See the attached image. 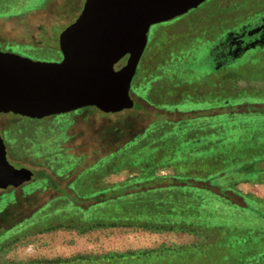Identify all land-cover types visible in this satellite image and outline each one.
I'll return each instance as SVG.
<instances>
[{
	"label": "rangeland",
	"instance_id": "rangeland-1",
	"mask_svg": "<svg viewBox=\"0 0 264 264\" xmlns=\"http://www.w3.org/2000/svg\"><path fill=\"white\" fill-rule=\"evenodd\" d=\"M85 1L0 0V51L59 62V36ZM258 26H264V0H207L150 27L131 83V109L107 114L87 107L42 120L0 115L9 162L35 172L20 188L0 189V213L9 210L17 223L0 233V264H264V116L229 117L233 104L235 112L264 104V30L247 35ZM192 111L203 113L187 120ZM249 165L263 171L243 175ZM147 170L160 177L186 172L180 178L211 186L223 172L242 196L235 201L251 202L244 209L208 204L201 201L204 191L182 187L127 200L132 215L206 232L157 233L94 227L73 207L87 208L92 200L59 195L80 188L96 195Z\"/></svg>",
	"mask_w": 264,
	"mask_h": 264
},
{
	"label": "water",
	"instance_id": "water-1",
	"mask_svg": "<svg viewBox=\"0 0 264 264\" xmlns=\"http://www.w3.org/2000/svg\"><path fill=\"white\" fill-rule=\"evenodd\" d=\"M205 1L86 0L77 20L59 36V62L0 51V115L42 120L87 107L107 114L131 109V83L150 27L180 17ZM125 58V64L116 69ZM33 176L32 170L9 162L0 135V189L19 188Z\"/></svg>",
	"mask_w": 264,
	"mask_h": 264
},
{
	"label": "trees",
	"instance_id": "trees-1",
	"mask_svg": "<svg viewBox=\"0 0 264 264\" xmlns=\"http://www.w3.org/2000/svg\"><path fill=\"white\" fill-rule=\"evenodd\" d=\"M231 108H232V112L230 113V116H229L231 118H235V115L237 113H241V114L255 113V114L264 116V104L257 105V106L252 105V104L248 106L241 105V106H238V109H236L238 112H235L233 110L235 108L234 104L231 105ZM218 111L219 109L215 111L213 114L216 115ZM220 111L226 112V108L223 107ZM201 113H203V111H192L190 113H185V114H190L187 120H191V119H197L196 115L201 114ZM206 123H208V121L206 122L205 120L203 123H201L200 125H196V126H203ZM156 126L157 124H155V127ZM250 159L252 158H249V160ZM261 159L264 160V158H261ZM261 159L254 158V160H251V161H257ZM257 169L258 170L255 171L253 169V166L249 165L245 173H242V174L243 175H256L257 173L263 171L261 168H257ZM189 174L184 172V173H177L171 177H160V176L154 175L153 171L149 172V170H147L145 174L141 173V175L137 177H133L129 180H126L123 183L104 187L105 190L100 191L99 189H96L97 191L96 190L94 191H96L98 194L88 195V197L83 194V191L81 188H80L81 190L80 193H77L78 195L75 193L76 195L74 196L72 195L68 196L64 194L62 191H59V190L58 191H59V195L63 194V196L68 197L69 201H72V202L80 201L79 203H82V202L88 203L89 201L92 200L93 203L89 204L87 208H81L79 204H75L73 205V207L78 208L81 212H83L86 218H88L87 222L94 224L93 225L94 227L139 226V227H143L145 229H149L157 233L167 232V231L168 232L183 231V232H187L190 234H199L200 232H205V231L200 230L198 227L189 226L184 223L174 222L171 220H166V221L165 220L164 221L155 220L154 221V220L149 219V217L147 218V214H144L142 212L141 213L138 212L137 214L132 215L131 210L124 207L125 204L129 201V199H133V200L137 199L138 202H140V201H144L145 199H148L147 196L150 195V193H154L155 191L162 190V189L171 190L173 188L182 187V188H187V189H190V188L197 189L198 188V190L204 191L206 195L201 198V201L207 202L208 204H211L215 201L217 202L223 201L226 203H230L232 206H235L237 208L244 209L248 207L249 202H251V200L248 201L246 198H245V203L243 201L244 205H240L239 203L235 201L236 196H238L240 200L242 196H240L237 191H234V189H232L229 186L230 178L229 177L227 178L223 172L217 175L219 178V185L217 186H211L209 182H206V183L196 182L190 176L185 177V178H180V177H183ZM134 178L138 179L139 182H137V180L136 182L133 181ZM167 178L170 179L169 183H167L166 181ZM154 180H156V182H153ZM75 182L79 183L78 180ZM224 182L226 183L224 184ZM49 183L55 186L52 179L49 180ZM109 190H112L114 192L112 196H108L105 194ZM75 192H77V190ZM149 204L151 205V203ZM8 211L9 210H5L4 212L0 213V233L1 231L10 230L13 225L17 224L15 223L16 222L15 220L9 219L7 217ZM112 213H113V216L114 214L116 216L109 217L110 214Z\"/></svg>",
	"mask_w": 264,
	"mask_h": 264
},
{
	"label": "flooded vegetation",
	"instance_id": "flooded-vegetation-1",
	"mask_svg": "<svg viewBox=\"0 0 264 264\" xmlns=\"http://www.w3.org/2000/svg\"><path fill=\"white\" fill-rule=\"evenodd\" d=\"M258 27H263L262 30H264V26H258ZM258 27H256V28H258ZM262 30H261V31H262ZM249 31H250V29H248V32H249ZM261 31H260V32H261ZM260 32H259V33H260ZM247 35H248V33H247ZM254 36H255V35H254ZM254 36H252V37H254ZM229 42H230V41H229ZM228 45H229V43H228ZM20 168H21V167H20ZM32 172L34 173V176H35V172H34V171H32ZM34 176H33V178H34ZM33 178H32V180H33ZM22 186H23V185H22ZM22 186H20V187H22ZM20 187H19V188H20ZM9 188H12V187H8L7 189H9ZM7 189H5V190H7ZM14 189H16V188H14ZM2 190H3V189H2Z\"/></svg>",
	"mask_w": 264,
	"mask_h": 264
}]
</instances>
